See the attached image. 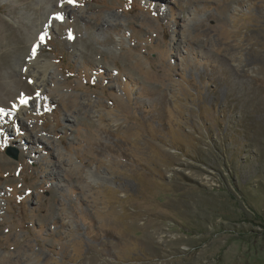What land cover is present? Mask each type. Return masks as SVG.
I'll return each instance as SVG.
<instances>
[{
    "label": "rangeland",
    "instance_id": "1",
    "mask_svg": "<svg viewBox=\"0 0 264 264\" xmlns=\"http://www.w3.org/2000/svg\"><path fill=\"white\" fill-rule=\"evenodd\" d=\"M78 4L0 0V264H264V0Z\"/></svg>",
    "mask_w": 264,
    "mask_h": 264
},
{
    "label": "bare ground",
    "instance_id": "2",
    "mask_svg": "<svg viewBox=\"0 0 264 264\" xmlns=\"http://www.w3.org/2000/svg\"><path fill=\"white\" fill-rule=\"evenodd\" d=\"M60 2L62 5H64V8H66V6H67V5L65 6L66 0H60ZM63 12L66 13V10L64 9ZM39 70H40V73H38L37 71H33V81L35 82V85L37 86V89L40 92V91H42V88H44V86L46 85L47 77H46V71H45L46 69L43 70V68H41ZM24 99H26V97H24V98L22 97L20 99V102L13 104V107H14L12 110L13 113L19 114L22 112V110L24 108V104L21 101H23ZM16 112H18V113H16Z\"/></svg>",
    "mask_w": 264,
    "mask_h": 264
},
{
    "label": "snow or ice",
    "instance_id": "3",
    "mask_svg": "<svg viewBox=\"0 0 264 264\" xmlns=\"http://www.w3.org/2000/svg\"><path fill=\"white\" fill-rule=\"evenodd\" d=\"M66 3H68V4H71V5H73V6H79V4H78V0H66ZM59 19H63V17L61 16V17H58ZM70 38H73L74 39V37H70ZM40 39L43 41L44 40V36H41L40 37ZM37 48H39V44H37L34 48H33V53H35L36 52V49ZM26 102V101H25ZM3 110L2 109H0V112H2Z\"/></svg>",
    "mask_w": 264,
    "mask_h": 264
},
{
    "label": "water",
    "instance_id": "4",
    "mask_svg": "<svg viewBox=\"0 0 264 264\" xmlns=\"http://www.w3.org/2000/svg\"><path fill=\"white\" fill-rule=\"evenodd\" d=\"M13 155L16 157L17 156V153H13Z\"/></svg>",
    "mask_w": 264,
    "mask_h": 264
}]
</instances>
